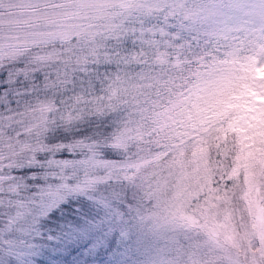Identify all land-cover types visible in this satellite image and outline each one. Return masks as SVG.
<instances>
[{
  "label": "trees",
  "instance_id": "obj_1",
  "mask_svg": "<svg viewBox=\"0 0 264 264\" xmlns=\"http://www.w3.org/2000/svg\"><path fill=\"white\" fill-rule=\"evenodd\" d=\"M156 3L0 0V69L32 53L15 70L19 80L0 75V224L13 212L8 201L28 196L11 190L13 177L55 173L90 190L110 183L144 198L141 242L129 264H183L193 254L217 262L210 236L228 220L250 263L257 244L248 242L246 203L261 206L264 218V65L257 68L264 30L249 19L218 42L202 35L198 55L180 54L174 27L154 18ZM6 29L22 36V46L5 47ZM117 75L135 87L117 88L111 106L102 102L92 116L58 105L102 96L100 80ZM214 81L224 88L210 96L204 88ZM122 95L127 103H117ZM20 112L28 113L25 123L17 122ZM150 191L179 200L195 227L151 219ZM45 259L43 252L34 258Z\"/></svg>",
  "mask_w": 264,
  "mask_h": 264
},
{
  "label": "snow or ice",
  "instance_id": "obj_2",
  "mask_svg": "<svg viewBox=\"0 0 264 264\" xmlns=\"http://www.w3.org/2000/svg\"><path fill=\"white\" fill-rule=\"evenodd\" d=\"M172 14L183 19L181 31L215 38L217 42L241 30L249 19L264 30V0H172ZM174 31L173 40L180 44L182 37L175 28ZM223 88V84L214 81L205 85L204 91L214 96ZM113 147H120L119 141ZM64 151L62 148L61 152ZM12 179L18 183L11 190L27 191L28 196L9 200L13 212L3 213L7 219L0 224V264H129V253L141 242L142 232L138 229L145 219L143 197L137 200L133 192L129 198L123 186L117 190L110 183L102 189L90 190L81 187L78 180L57 178L55 173L41 180L24 172ZM145 196L151 219L195 227V220L185 215L179 200H162L151 191ZM3 203L0 200V205ZM133 220L139 223L134 224ZM41 252L47 259L35 261ZM261 256L264 257V252ZM183 264H207V261L205 257L196 259L193 254Z\"/></svg>",
  "mask_w": 264,
  "mask_h": 264
},
{
  "label": "clouds",
  "instance_id": "obj_3",
  "mask_svg": "<svg viewBox=\"0 0 264 264\" xmlns=\"http://www.w3.org/2000/svg\"><path fill=\"white\" fill-rule=\"evenodd\" d=\"M155 12V19L162 20L164 23L171 24L176 32L180 34L181 41L175 49L176 52L180 54L187 53L188 55H198L204 50L206 45L202 42V35H197L194 33H188L187 31H181L180 26L184 23L183 19L179 14H172V0H158V3L153 5ZM22 36L16 32H13L10 29L5 30V47H8L9 44L20 47L22 46ZM32 53L31 51L26 52L24 56L17 57L14 60L6 61L3 68L0 69V75H5V79H12L13 77L16 80H19V77L16 76V68H18L25 61L31 63ZM14 87V84H9V88L5 91L8 93L9 97L12 96L11 89ZM135 87V84H132L130 81L126 80L124 76L117 75L115 79H108L107 77L100 80V91L103 93L102 96H93L91 101H86L82 103V100L79 96L77 97H67L66 99H58V105L63 106L67 105L73 109H79L81 113H84L86 116H92L95 111H97V105L102 102H106L108 106H111L112 98L115 96V91L117 88L124 89L128 91L129 88ZM150 91L145 89V92ZM75 100L74 103L69 104V101ZM117 103H127V96L122 95L117 99ZM55 115V113L53 114ZM28 118L27 112L17 113V122L25 123ZM5 119H12V117H5ZM43 171V170H41Z\"/></svg>",
  "mask_w": 264,
  "mask_h": 264
},
{
  "label": "rangeland",
  "instance_id": "obj_4",
  "mask_svg": "<svg viewBox=\"0 0 264 264\" xmlns=\"http://www.w3.org/2000/svg\"><path fill=\"white\" fill-rule=\"evenodd\" d=\"M264 65L263 62L257 63V68L260 69ZM247 212L251 218V236L248 238L249 243L256 242L257 246L249 253L251 257L250 263L246 261V255L243 253L241 241L234 232V225L229 220L228 222H220L217 228L213 229V234L210 236L211 245L220 250V259L217 262L207 264H261L264 257L261 253L264 252V218L262 216L261 206L257 203H246ZM242 249L240 250L237 249ZM248 256V258H249Z\"/></svg>",
  "mask_w": 264,
  "mask_h": 264
}]
</instances>
